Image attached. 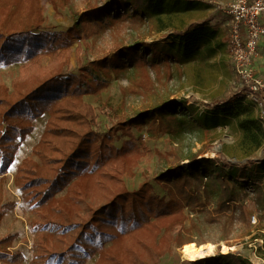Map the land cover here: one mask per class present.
Masks as SVG:
<instances>
[{
	"label": "trees",
	"instance_id": "1",
	"mask_svg": "<svg viewBox=\"0 0 264 264\" xmlns=\"http://www.w3.org/2000/svg\"><path fill=\"white\" fill-rule=\"evenodd\" d=\"M45 2L0 0V67L43 54L58 53L63 58L58 65L15 82L11 93L0 86V177L9 172L20 144L33 131L34 122L47 114L44 132L32 149L36 160L23 159L16 168L13 183L26 205L46 214L40 230L57 232L56 244L47 236L41 237L49 257H55L56 263L71 260V248L77 244L73 241L66 244L64 240L69 228L75 230L80 226L72 222V215L79 211L76 202L98 187L104 189V202L91 209L90 217L80 226V234L96 236L90 245L98 242L102 246L103 239L110 242L107 248H100L95 264H164L173 247L185 242L182 235L174 233L188 219L186 212L195 213L206 205L213 204L210 209L213 222L222 216L231 217V221L236 218L247 221L246 202L252 195L258 208L257 220L262 222L264 188L234 180V167L220 164L217 158L201 157L200 150L184 158L188 164L182 167L180 161L184 159L175 153L178 162L155 179L164 191V195H158L147 181L131 191L121 181L147 152L144 144L131 151L114 144L119 136L131 140L132 130L145 132L147 138L160 134L178 139L187 134L200 140L199 135L204 132L236 120L241 133L239 149L246 157L250 156L264 146V124L253 104L245 102L243 91L229 95L219 109L210 112L197 111L182 99H166L134 116L121 117L112 111L115 123L105 132L96 129L97 114L82 99L105 87V79L111 74L130 72L142 78L145 85L149 72L160 82L173 80L176 74L179 78L187 65L203 63L216 54L212 41L217 31L207 23H200L187 32L173 31L163 41L122 45L110 56L93 60L91 68L82 67L83 75L76 76L65 73L63 67L70 57L73 32L81 22L93 21L108 27L123 20L139 27L155 22L161 31L169 27L163 19L173 12L187 10L190 5L183 0H109L86 8L72 27L62 33H42ZM13 6L17 9L14 16ZM131 158L133 163H127ZM258 170L259 174L264 173V160L258 164ZM13 206L14 203L1 206L0 220ZM14 238L7 235L0 239L3 264L24 260L20 252L6 251ZM261 255L264 257L263 249ZM42 264H49V260ZM172 264L252 263L239 253L227 252L194 261H180L176 257Z\"/></svg>",
	"mask_w": 264,
	"mask_h": 264
},
{
	"label": "rangeland",
	"instance_id": "2",
	"mask_svg": "<svg viewBox=\"0 0 264 264\" xmlns=\"http://www.w3.org/2000/svg\"><path fill=\"white\" fill-rule=\"evenodd\" d=\"M183 1L190 5L188 9L178 13L173 12L170 17L163 19L169 27L161 31L158 30L159 26L155 22L139 27L127 20L120 21L112 27L93 21L81 22L76 27L69 47L70 57L63 67L65 73L76 76L83 75L82 67L91 68L90 64L93 60L105 55L110 56L116 47L122 45L139 41L145 43L163 41L173 31L187 32L200 23H207L217 31V36L212 41L216 47V54L203 63L187 65L184 68V74L179 78L176 74L173 80L160 82L155 79L152 72H149V82L145 85L142 78L138 75L136 78L130 72L111 74L105 79V87L95 94L83 96V101L89 104L97 114L96 129L98 131L105 132L115 123L112 111L121 117L134 116L144 109L155 107L166 99H182L187 105H193L197 111L210 112L219 109L226 97L239 94L240 91H243L242 96L245 102L253 104L255 112L262 120V109L257 98L259 95L253 97L243 90L240 78L232 69L226 43L225 18L217 8L220 3H226L229 0ZM106 2L109 0H46L41 32L62 33L72 27L77 16L86 8ZM11 9L14 16L17 9L15 6ZM259 51L263 54L262 59L258 61V65H261L264 62V50L260 48ZM61 56L58 53L54 56L43 54L35 59L17 61L9 66L0 67V86L7 87L8 92L11 93L15 82L28 80L39 71L58 65L63 60ZM100 79L104 78L100 76ZM47 119L48 115L45 114L34 122V129L20 144L9 172L5 177H0V209L3 204L14 203L10 210L7 209L2 214L0 239L7 235L15 236L10 246L6 247L9 253L20 252L23 255L24 260L15 264H42L46 260H49V264H95L100 248H107L110 242L103 239L102 246L98 242L96 245H90L95 241L96 236L80 234V226L83 227L90 217V210L104 202V189L98 187V189L90 190L84 200L76 202L79 211L78 214L72 215V222L80 223V226L75 230L69 228L64 242L68 244L73 241L77 246L71 248V260H61L56 263L55 257H49V253L44 250L41 237L47 236L52 243L56 244L57 232L52 229L48 231L47 228L45 231L40 230L42 223L45 222L46 214L26 205L20 197L19 190L14 187L16 168L23 159L32 157V149L44 132ZM228 122L199 135L200 140L195 135L187 134L178 139L160 134L147 138L145 132L138 133L135 130H132L131 140L119 136L114 144L117 147L124 146L125 151H131L135 147H140L141 144L147 148L145 155L137 159L136 165L121 178V181L130 191L147 181L158 195H164V191L155 179L171 164L178 162L173 155L176 153L184 159L201 150L203 151L201 157L217 158L220 164L234 167L232 172L234 180L244 185H259L264 188V173L259 174L258 170V164L264 160V146L246 157L238 146L241 133L236 120H228ZM132 159L126 162L133 163ZM180 162L182 167L188 164L186 159ZM247 187L251 189V186ZM246 203L247 221L237 218L231 221V217L222 216L219 221L213 222L212 219L215 218H211L210 215L213 204L206 205L195 213L186 212L188 219L174 234L182 235L185 239L184 243L215 245L212 253L205 257L224 254L220 247L222 242L230 248L227 252L239 253L248 258L252 264H264V257L261 255V248L264 246V220L262 222L257 220L259 213L252 195ZM252 216L255 217L256 223L251 222ZM34 224H37V227ZM50 231L52 234H49ZM184 243L173 247L172 251L165 256L164 264H172L176 257L180 261H193L183 257L181 247ZM79 246L83 248L80 249ZM0 264L3 263L0 262Z\"/></svg>",
	"mask_w": 264,
	"mask_h": 264
},
{
	"label": "built area",
	"instance_id": "3",
	"mask_svg": "<svg viewBox=\"0 0 264 264\" xmlns=\"http://www.w3.org/2000/svg\"><path fill=\"white\" fill-rule=\"evenodd\" d=\"M211 4V3H209ZM224 15L226 43L233 72L251 96H257L264 124V62L258 65L264 50V0H230L217 6ZM264 61V60H263ZM251 222L256 223L254 216ZM264 250V246L262 248Z\"/></svg>",
	"mask_w": 264,
	"mask_h": 264
},
{
	"label": "bare ground",
	"instance_id": "4",
	"mask_svg": "<svg viewBox=\"0 0 264 264\" xmlns=\"http://www.w3.org/2000/svg\"><path fill=\"white\" fill-rule=\"evenodd\" d=\"M220 247L221 252L224 254L230 249L222 242L220 243ZM214 249L215 245L211 243H205L202 245H196L195 243H184L181 247V253L184 258L194 261L198 258H204L206 255L212 253Z\"/></svg>",
	"mask_w": 264,
	"mask_h": 264
},
{
	"label": "crops",
	"instance_id": "5",
	"mask_svg": "<svg viewBox=\"0 0 264 264\" xmlns=\"http://www.w3.org/2000/svg\"><path fill=\"white\" fill-rule=\"evenodd\" d=\"M230 1V0H229ZM229 1H227L226 3H228ZM223 15V14H221ZM223 18H224V15H223ZM261 97H264V91L260 94Z\"/></svg>",
	"mask_w": 264,
	"mask_h": 264
}]
</instances>
